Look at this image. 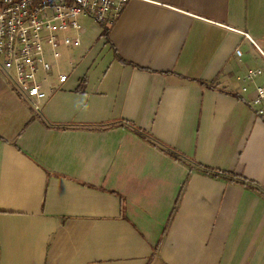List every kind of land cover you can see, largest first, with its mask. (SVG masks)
Masks as SVG:
<instances>
[{
  "label": "crops",
  "instance_id": "0c3cea01",
  "mask_svg": "<svg viewBox=\"0 0 264 264\" xmlns=\"http://www.w3.org/2000/svg\"><path fill=\"white\" fill-rule=\"evenodd\" d=\"M80 19L39 113L0 71V264H264V0H130L107 37Z\"/></svg>",
  "mask_w": 264,
  "mask_h": 264
},
{
  "label": "built area",
  "instance_id": "2783aa9c",
  "mask_svg": "<svg viewBox=\"0 0 264 264\" xmlns=\"http://www.w3.org/2000/svg\"><path fill=\"white\" fill-rule=\"evenodd\" d=\"M130 0H0V71L13 90L35 112L54 91L53 64L61 49L80 45L84 17L109 28ZM235 54L240 56V51ZM259 71L250 72L253 79ZM66 75L58 76L63 83ZM245 89H243L244 91ZM256 116L264 119V88L252 100Z\"/></svg>",
  "mask_w": 264,
  "mask_h": 264
},
{
  "label": "trees",
  "instance_id": "16d2710c",
  "mask_svg": "<svg viewBox=\"0 0 264 264\" xmlns=\"http://www.w3.org/2000/svg\"><path fill=\"white\" fill-rule=\"evenodd\" d=\"M108 33H109V28L104 27V28H103V36H104V37H107ZM115 56H116V58H117L119 61H121L122 64H126V65L128 64V63L124 62L123 60H121V59L119 58V56L117 55V53H115ZM198 83H199L200 85H205V86H208V87H210V88H213L212 85L210 86V85H207V84H205V83H203V82H199V81H198ZM127 125H129V126H127V127H128L131 131L137 133V134L140 135L142 138L148 140L150 143H152L153 146L156 147V145H157L156 142L152 139V137H151L147 132L143 131V130L140 129V128H137V127L134 126L133 124H127ZM161 152L164 153V154H166V155H168L169 157H171V158H172L173 160H175V161H181V155H180L177 151H175L174 149H171V148L165 147V148H161ZM192 163H193V164H194V165H195V166H196L201 172H203V173H205V174H211V173H212L211 175H213V176H215V175L218 176V175L221 174V175H226V176L230 177V178L233 179V180L236 179V177H235L234 175L230 174V173L222 172V171H219V170H212V169H210V168H203L202 165L197 164L196 162H192ZM189 175H190V174H189ZM189 175H188L186 181H185V182L182 184V186H181V189H180V191H179V193H178V196H177V198H176V200H175L174 206H173V208H172V210H171V213H170L169 218H168V220H167V223H166V225H165V227H164V230H163V232H162V234H161V237H164V235L166 234L167 229L169 228L171 222L173 221V218H174V216H175V213H176V210H177L178 204H179V202H180L181 196H182V194H183L184 188H185V186H186V184H187V182H188ZM241 181H242L243 183H248V182H245L244 180H241ZM161 242H162V239L159 240L158 243H157L155 246H153V248H152V254H151V256H150V258H149V260H148L149 263L159 259V250H160Z\"/></svg>",
  "mask_w": 264,
  "mask_h": 264
},
{
  "label": "rangeland",
  "instance_id": "374dc122",
  "mask_svg": "<svg viewBox=\"0 0 264 264\" xmlns=\"http://www.w3.org/2000/svg\"><path fill=\"white\" fill-rule=\"evenodd\" d=\"M79 23L85 24V20H82V21H81V19H80V20H79ZM95 24H96V26H98L99 29H101V30L105 27V26L99 25V24H97V23H95ZM66 67H67V65H66L65 62H63V59H62V61H61V59H59V62H58V71H65Z\"/></svg>",
  "mask_w": 264,
  "mask_h": 264
}]
</instances>
